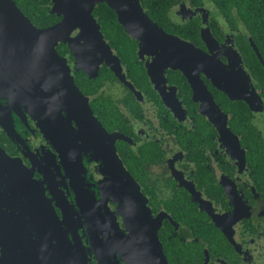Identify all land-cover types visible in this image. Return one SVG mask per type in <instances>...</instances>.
I'll list each match as a JSON object with an SVG mask.
<instances>
[{"label": "flooded vegetation", "instance_id": "obj_1", "mask_svg": "<svg viewBox=\"0 0 264 264\" xmlns=\"http://www.w3.org/2000/svg\"><path fill=\"white\" fill-rule=\"evenodd\" d=\"M138 1L186 47L181 68L142 51L98 4L104 45L76 28L56 54L145 198L162 264H264V0ZM10 96L0 95V264H150L146 230L129 240L122 215L116 227L97 203L95 151L71 136L51 145ZM43 192L56 228L43 222ZM27 196L36 230L18 215Z\"/></svg>", "mask_w": 264, "mask_h": 264}, {"label": "water", "instance_id": "obj_2", "mask_svg": "<svg viewBox=\"0 0 264 264\" xmlns=\"http://www.w3.org/2000/svg\"><path fill=\"white\" fill-rule=\"evenodd\" d=\"M50 3V12L60 20L39 28L13 0H0V95L10 94L11 101L21 102L33 119L39 120L51 145L60 144L71 136L73 140L80 141V145L86 146L87 151H95V158L102 161L103 169V178L97 182V203L116 227L114 214L122 215L129 230V240L135 237L137 231L145 229L146 234L141 235L139 242L146 246L148 262L162 264L164 256L157 227L148 229L151 217L146 200L118 159L113 135L107 133L95 118L87 98L74 84L64 59L56 54L54 47L76 28L84 35L94 36L104 45L100 27L92 14L93 7L99 3H105L116 13L117 21L141 42L142 51L163 54L161 60L165 66L181 68L185 60L180 54L186 47L150 20L138 0H50ZM105 47L104 52L110 61L108 54L111 51L107 45ZM80 63L82 68L85 67L83 62ZM186 74L193 83H197L192 74ZM0 156L9 159L4 153ZM37 196L42 200L43 222H51L50 225L56 228L58 218L51 204L53 198L46 197L44 192L42 196ZM110 197L116 203L114 211H110L106 204ZM29 201V196L26 201H21L18 215L23 218L26 215L30 222L27 228L36 230L32 223L36 209L33 210ZM63 217L66 218L65 212Z\"/></svg>", "mask_w": 264, "mask_h": 264}, {"label": "trees", "instance_id": "obj_3", "mask_svg": "<svg viewBox=\"0 0 264 264\" xmlns=\"http://www.w3.org/2000/svg\"><path fill=\"white\" fill-rule=\"evenodd\" d=\"M20 10L29 20L39 28L49 26L56 22L58 18L50 13V0H13ZM101 11L107 14V20L114 21L113 12L105 4H98L95 11Z\"/></svg>", "mask_w": 264, "mask_h": 264}, {"label": "rangeland", "instance_id": "obj_4", "mask_svg": "<svg viewBox=\"0 0 264 264\" xmlns=\"http://www.w3.org/2000/svg\"><path fill=\"white\" fill-rule=\"evenodd\" d=\"M47 224V223H46Z\"/></svg>", "mask_w": 264, "mask_h": 264}]
</instances>
